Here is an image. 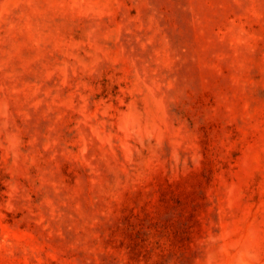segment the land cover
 Here are the masks:
<instances>
[{
  "label": "rangeland",
  "instance_id": "rangeland-1",
  "mask_svg": "<svg viewBox=\"0 0 264 264\" xmlns=\"http://www.w3.org/2000/svg\"><path fill=\"white\" fill-rule=\"evenodd\" d=\"M0 264H264V0H0Z\"/></svg>",
  "mask_w": 264,
  "mask_h": 264
}]
</instances>
